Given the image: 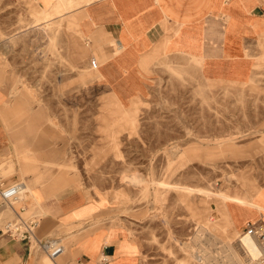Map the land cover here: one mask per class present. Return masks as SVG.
I'll return each mask as SVG.
<instances>
[{"label":"rangeland","instance_id":"1","mask_svg":"<svg viewBox=\"0 0 264 264\" xmlns=\"http://www.w3.org/2000/svg\"><path fill=\"white\" fill-rule=\"evenodd\" d=\"M61 2L66 10L56 14L55 5L45 15L34 0H0V61L7 62L8 45L48 43L39 51L43 80L15 83L16 104L31 107L21 116L62 138L61 162L11 156L0 161L3 177L26 184L25 200L34 185L84 192L86 214H94L53 234L63 240L64 255L80 236L105 229L137 241L140 264H200L188 244L200 246L209 264H231L233 247L245 264H257L239 248L243 233L225 205L261 208L247 197L264 185V55L246 85L205 83L189 65L166 60L150 94L120 103L86 65L73 11L87 2ZM56 52L62 83L47 79ZM56 85L61 98L40 95ZM54 105L62 108L57 114ZM22 216L39 220L42 214ZM15 220L11 208L0 210L1 228ZM33 247L49 261L39 245Z\"/></svg>","mask_w":264,"mask_h":264},{"label":"crops","instance_id":"2","mask_svg":"<svg viewBox=\"0 0 264 264\" xmlns=\"http://www.w3.org/2000/svg\"><path fill=\"white\" fill-rule=\"evenodd\" d=\"M34 1L47 12L59 0ZM71 1L87 2L73 11L85 46L86 65L90 67L92 59L98 61L95 80L120 103L150 94L160 65L166 60L189 65L205 83L246 85L253 80L257 62L264 55V0ZM47 46L45 42L22 43L17 48L8 45L7 62L0 61V161L11 156L21 162L62 161L60 133L41 123L32 127L30 118L21 116L30 114L31 107L18 105L14 99L17 81H42L45 77L46 66L39 51ZM55 48L59 50L57 44ZM55 61L54 73L46 77L62 83L57 52ZM40 95L62 97L57 85L55 90H44ZM61 109L54 105V113ZM35 112L47 114L41 109ZM32 177L27 176L33 182ZM26 187L24 184V191ZM247 198L261 208L234 202L225 205L231 224L240 234L250 223L264 224V185ZM16 205L11 209L16 218L28 210L42 214L36 233L39 240H56L63 247V254L55 260L41 249L50 264H96L103 253L111 256V264H140L138 242L109 235L105 229L80 236L64 255L63 240L53 234L94 214H86L89 203L83 191L34 185L27 199L21 198ZM244 241L252 242V251ZM240 246L257 262L262 250L255 238L244 239ZM33 248L28 241L0 235V264H47L43 254ZM61 257L60 263L57 260Z\"/></svg>","mask_w":264,"mask_h":264},{"label":"built area","instance_id":"3","mask_svg":"<svg viewBox=\"0 0 264 264\" xmlns=\"http://www.w3.org/2000/svg\"><path fill=\"white\" fill-rule=\"evenodd\" d=\"M91 68L97 70L99 68V63L96 59L91 60ZM24 191L23 183H13L9 184L8 180L3 177L0 168V210L4 207L13 209L19 201H21V195ZM39 226V221L35 218L26 219L22 215L17 216L15 221H9L0 229L1 236H10L15 239H20L22 241H28L31 245L33 241L37 242V245L43 251L49 255L52 260L60 257L64 249L62 246L58 245L56 240L41 241L36 237V230ZM257 236L261 240L262 247H264V224H248L246 231L243 234ZM262 262L264 263V256L262 257ZM111 256L108 254H101L96 264H111Z\"/></svg>","mask_w":264,"mask_h":264},{"label":"bare ground","instance_id":"4","mask_svg":"<svg viewBox=\"0 0 264 264\" xmlns=\"http://www.w3.org/2000/svg\"><path fill=\"white\" fill-rule=\"evenodd\" d=\"M72 4V3H71ZM72 6V5H71ZM56 14H59L60 12L66 10V8L64 7L63 3L61 2V0L58 1V3L56 4L55 8H54ZM47 14V12L45 13V15ZM44 15V16H45ZM47 19V18H46ZM49 20V19H47ZM39 21V19H38ZM38 23V22H37ZM35 28V27H34ZM246 238H255V240L258 241V245L260 247V249L262 250V252H259V255L257 256V262L252 258V256L247 252H244L242 249V251L247 255V257L249 258V261L252 262V263H257V264H262L261 261H262V257L264 256V247H262V243H261V240L259 239V237L257 236H251V235H247L246 233L245 234H242L240 239H239V242L240 243H243V240L246 239ZM254 241V239H253ZM240 243H239V248H241L240 246ZM36 244L37 245V242L33 241V245ZM244 244L247 246V249L249 251H252V242L250 241H244ZM185 247L187 248V250L191 253V255L193 256V258L198 261L200 264H209L208 262V259H207V255L206 253H203L199 250L201 247L200 246H197L195 244H188V245H185ZM258 248V247H257ZM236 247L234 248H231V257H232V261L231 264H245V262L240 258L239 254L237 253L236 251Z\"/></svg>","mask_w":264,"mask_h":264}]
</instances>
